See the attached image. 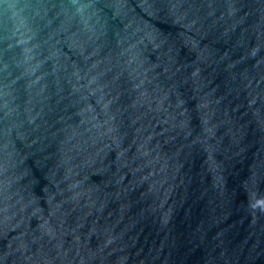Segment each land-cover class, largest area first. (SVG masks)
Returning a JSON list of instances; mask_svg holds the SVG:
<instances>
[{
    "label": "water",
    "instance_id": "95a60500",
    "mask_svg": "<svg viewBox=\"0 0 264 264\" xmlns=\"http://www.w3.org/2000/svg\"><path fill=\"white\" fill-rule=\"evenodd\" d=\"M0 264H264V0H0Z\"/></svg>",
    "mask_w": 264,
    "mask_h": 264
}]
</instances>
